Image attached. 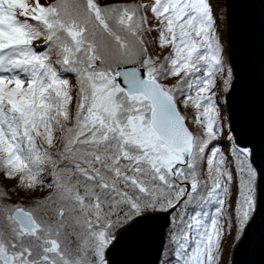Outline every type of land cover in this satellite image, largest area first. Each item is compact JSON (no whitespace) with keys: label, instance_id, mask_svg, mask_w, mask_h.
Masks as SVG:
<instances>
[{"label":"snow or ice","instance_id":"1","mask_svg":"<svg viewBox=\"0 0 264 264\" xmlns=\"http://www.w3.org/2000/svg\"><path fill=\"white\" fill-rule=\"evenodd\" d=\"M216 2L0 0V264H110L161 219L167 264H222L255 224L264 134L221 116Z\"/></svg>","mask_w":264,"mask_h":264},{"label":"water","instance_id":"2","mask_svg":"<svg viewBox=\"0 0 264 264\" xmlns=\"http://www.w3.org/2000/svg\"><path fill=\"white\" fill-rule=\"evenodd\" d=\"M224 39L232 69L224 104L241 141L259 144L264 134V0H223ZM166 220L137 225L110 249V264H159ZM230 264H264V212L236 242Z\"/></svg>","mask_w":264,"mask_h":264},{"label":"trees","instance_id":"3","mask_svg":"<svg viewBox=\"0 0 264 264\" xmlns=\"http://www.w3.org/2000/svg\"><path fill=\"white\" fill-rule=\"evenodd\" d=\"M126 2H132V0H126ZM135 2L144 3V4H151L152 0H135ZM214 11L216 12V14L218 15V18H219L218 29H219L221 44L223 46V55H224V60H225V73H226L228 68H231V67L229 64V59H228V54H227V46H226V42L224 39V30H225L224 16H225V13H224L223 0H217V2L214 4ZM148 16H149V26L150 27L154 26L155 21L153 20L150 12L148 13ZM156 36H157V33L153 32V33H151V35H147L145 38H146V40L151 41ZM42 43H43L42 41H38L37 45L42 44ZM149 50L153 55L159 54L161 56V58H163V56L166 55L169 51L168 49L160 50L158 47H155L154 45H151V44H150ZM232 78H233V74H232ZM214 91H216V94H217V103L220 106L221 116L224 120V124L227 125L228 124L227 111H226V107L224 104V99H225V95L228 91L227 92L223 91L222 81L219 80V78H218L217 88L214 89ZM181 111H182V113L184 112L183 109H181ZM188 115H189L190 119H194V110L189 109ZM189 127H190V129L192 128L191 123H189ZM225 151H226V149H225ZM204 167L206 169V164ZM0 178H2V177H0ZM4 183L10 187L11 184L14 182L5 181ZM13 198H15V196H13ZM208 210L211 212L213 210L212 206H209ZM234 236H235V228L232 229V235H230L228 237V242H226V244H225V248L227 250L225 251L222 264H230L232 250H233L234 245L236 244V242L234 241ZM174 248H175V245L170 242V235L168 233V228H167L166 236H165V244H164V248L162 251V255H161V259H160L159 264H167V262L173 257Z\"/></svg>","mask_w":264,"mask_h":264},{"label":"rangeland","instance_id":"4","mask_svg":"<svg viewBox=\"0 0 264 264\" xmlns=\"http://www.w3.org/2000/svg\"><path fill=\"white\" fill-rule=\"evenodd\" d=\"M13 200H15V198H13Z\"/></svg>","mask_w":264,"mask_h":264}]
</instances>
